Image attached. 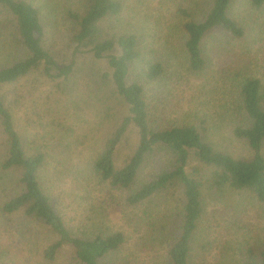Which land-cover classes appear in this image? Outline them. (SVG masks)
Masks as SVG:
<instances>
[{
  "label": "trees",
  "instance_id": "trees-1",
  "mask_svg": "<svg viewBox=\"0 0 264 264\" xmlns=\"http://www.w3.org/2000/svg\"><path fill=\"white\" fill-rule=\"evenodd\" d=\"M33 1L0 0V20H4L1 22L15 46L24 53L22 59L0 68L1 170L6 174H18L22 188L8 201L0 202V264H13L16 258L20 264H132L128 259L126 263L120 259L119 263L120 252L131 241L135 248L133 255L142 253L147 243L140 241L147 238L146 232L149 233L148 242L166 239L168 247L162 255L166 264H227L225 253L232 249L227 240L222 244L218 238L215 241L207 239L196 249L195 239L199 234L203 236L202 226L208 214L203 201L205 191L219 199H224L229 190L237 191L264 209L262 81L240 73L235 76L239 77L235 79V88L240 118L232 121L231 137L246 146L251 154L245 158L234 157L209 142L202 124L170 121L168 112L174 108L153 106L145 87L138 81H130L131 71L142 57L137 37L134 34L110 35L103 28L106 20L121 14V0H84L79 10L68 13L67 20L72 27L68 48L72 55L63 65L47 48L46 28ZM235 1L210 0L203 21L184 22L183 52L188 61V76L199 77L206 72L210 63L206 41L208 46V40L214 36L220 41L227 38L234 42L245 38L246 26L231 16ZM246 2L251 9L264 12V0ZM183 14L188 17L186 12ZM86 55L92 62L88 66L79 60ZM103 59H107L112 73L94 69L96 62ZM145 70L146 78L152 81L171 75L167 63H146ZM32 75L51 82L60 81L58 84L65 88L72 81L85 79H95L110 87L112 94L126 107L127 114L92 163V175L113 197L119 192L128 193L122 202L116 200L112 205V212L121 211L123 216L127 215V209L134 211L159 194H178L181 209L174 231L162 226L160 237H150L152 229L164 224L163 219L152 223L149 217H153V213L143 216L145 221L137 214L127 218L135 238L120 230L95 231L80 236L67 227L42 183L49 162L62 156L43 148L28 152L16 128L12 104L4 96V88ZM134 129L138 135L135 150L119 165L121 148ZM66 139L68 145L80 142L70 135ZM57 143L62 146L64 140H57ZM142 175H147L148 180L134 189ZM6 235L9 240L3 241ZM12 237L17 238V244L10 239ZM236 252L242 264H264V236L257 245H239Z\"/></svg>",
  "mask_w": 264,
  "mask_h": 264
},
{
  "label": "rangeland",
  "instance_id": "rangeland-1",
  "mask_svg": "<svg viewBox=\"0 0 264 264\" xmlns=\"http://www.w3.org/2000/svg\"><path fill=\"white\" fill-rule=\"evenodd\" d=\"M83 1H33L41 12L46 28L47 48L62 65L69 62L72 55V50L68 48L72 27L67 15L70 11L79 10ZM121 2V14L106 20L103 28L110 35L134 34L137 37L142 57L140 63L132 69L130 81H138L145 87L153 106L173 107L168 112L170 121L192 122L199 126L202 124L206 138L217 148L226 150L237 158L249 157V149L231 137L232 121L240 118L236 98L238 92L235 88V79L239 77L235 76L240 73L260 79L264 84V12L251 9L246 0L235 1L231 16L246 26L245 38L234 42L227 38L220 41L214 36L208 40V46L206 41L210 63L204 74L192 77L186 73L188 61L183 52V24L188 20L203 21L207 16L210 0ZM183 12L188 14L187 18ZM1 21L4 20H0V68H3L22 59L24 53L15 46L8 29ZM79 60L84 66L92 63L88 55ZM159 62L167 63L171 75L159 81L147 79L146 63ZM94 69L112 73L107 59L96 62ZM96 81H72L65 88L58 84L60 81L51 82L32 75L4 88L5 99L12 104L16 128L22 135L28 152L34 153L43 148L62 156L60 159H52L44 170V189L52 197L67 227L76 235L120 230L134 236L135 231L129 227L127 218L133 214L143 217L151 213L153 217L149 218L152 223L157 224L158 220L163 219L164 224L152 229L150 237H160L162 226L165 230L174 231L179 221L176 216L181 209L178 194H159L134 211L127 209V215L123 216L121 211L112 212V205L116 200L122 202V198L128 193L119 192L113 197L108 188L93 177L90 169L92 163L120 120L127 114L126 107L112 94L110 87ZM67 135L80 142L68 145ZM60 139L64 143L59 147L56 144ZM137 140V131L134 129L121 148L119 165L124 164L132 155ZM2 144L0 142V146ZM1 158L0 148V160ZM147 180V175L140 176L134 189ZM21 191L18 174L3 173L0 161V202L8 201ZM208 194L207 191L204 192L203 201L208 214L202 226L203 236L199 234L195 239L196 249L207 239L215 241L218 238L222 244L227 240L232 249L225 253V262L242 264L236 250L239 245L260 243L264 236V209L251 203L248 196L237 191L229 190L224 199ZM146 236L140 243L146 242L147 249L133 255L135 248L130 241L120 252L119 263L120 259L124 263L128 259L132 264H166V258H162L168 247L166 239L151 243L148 242V232ZM10 239L18 243L17 238ZM2 240L8 241V235ZM9 243L15 245L12 241ZM18 261L19 258H16L13 264H20Z\"/></svg>",
  "mask_w": 264,
  "mask_h": 264
}]
</instances>
